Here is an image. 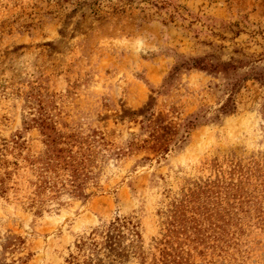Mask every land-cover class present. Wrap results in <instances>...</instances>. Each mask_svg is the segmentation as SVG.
Here are the masks:
<instances>
[{"label":"rangeland","instance_id":"374dc122","mask_svg":"<svg viewBox=\"0 0 264 264\" xmlns=\"http://www.w3.org/2000/svg\"><path fill=\"white\" fill-rule=\"evenodd\" d=\"M0 264H264V0H0Z\"/></svg>","mask_w":264,"mask_h":264}]
</instances>
